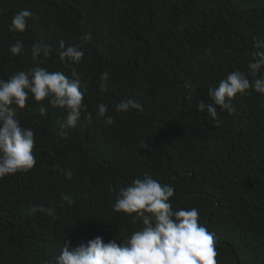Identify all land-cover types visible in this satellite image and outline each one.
<instances>
[{
    "label": "trees",
    "instance_id": "16d2710c",
    "mask_svg": "<svg viewBox=\"0 0 264 264\" xmlns=\"http://www.w3.org/2000/svg\"><path fill=\"white\" fill-rule=\"evenodd\" d=\"M21 10L37 18L24 33L11 30ZM256 37L264 40V0H0V79L37 66L77 72L92 114L65 130L67 111L47 101L17 108L21 126L35 132L37 164L0 180V264H57L69 241L72 249L97 237L123 244L143 225L114 211L116 199L146 176L175 188L174 211L199 210V223L216 234L219 264H264V94H238L232 114L218 108L219 127L198 109L235 70L253 85L264 78V67H249ZM17 41L18 56L10 51ZM61 42L81 46L82 62H61ZM34 43L53 49L39 65ZM126 100L142 109L118 112ZM41 206L56 214L32 213Z\"/></svg>",
    "mask_w": 264,
    "mask_h": 264
},
{
    "label": "clouds",
    "instance_id": "9594fccd",
    "mask_svg": "<svg viewBox=\"0 0 264 264\" xmlns=\"http://www.w3.org/2000/svg\"><path fill=\"white\" fill-rule=\"evenodd\" d=\"M37 19L30 10L17 12L12 20L11 30L24 33L29 19ZM90 40L91 35H85ZM256 51L253 53L255 62L249 67L253 74H258L264 67V40L254 38ZM13 55H20L23 43L17 41L10 49ZM52 47L40 43L32 46V58L39 65L51 57ZM59 59L61 62L78 65L85 56L81 46H66L60 44ZM110 73H104L100 87L107 92V81ZM187 98H192L195 91L191 84L185 85ZM254 88L256 93L264 94V78L257 79L253 85L245 72L235 70L223 79L217 88L209 91L211 103L200 102L198 109L210 115L217 127L219 120L218 108L229 114L235 112L233 101L238 94H250ZM88 85L83 83L82 77L73 72L69 78L63 72L50 71L37 66L29 72L20 71L8 80L0 79V180L20 172L27 173L37 164L34 149L36 146L35 132L31 128H24L17 119V108L25 109L30 98L37 103L49 102L52 107L66 110L67 122L61 127L67 130L75 128L80 119L87 112V120L91 122L92 114L84 104V93ZM130 108L142 109V105L135 100H126L117 105V111L126 113ZM47 107L40 108V115L46 116ZM100 117L108 112L106 104L101 103L98 108ZM108 125L114 123L113 117L106 120ZM66 135L65 132L60 133ZM69 180L73 177L71 170L66 171ZM175 195V188L168 184H161L150 176L136 179L127 188L121 187L114 205V211L129 216L135 214V223L142 221V228L135 231L130 239L123 244L116 239L105 243L102 237L91 240L88 246L71 248V242L63 245L62 254L57 258V264H219V251L216 234L210 232L199 223V210L195 207L173 210L170 200ZM62 199L68 205L75 204L69 194ZM63 207V205H61ZM32 213H46L48 216L56 214L55 209L33 207Z\"/></svg>",
    "mask_w": 264,
    "mask_h": 264
}]
</instances>
